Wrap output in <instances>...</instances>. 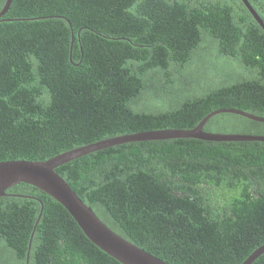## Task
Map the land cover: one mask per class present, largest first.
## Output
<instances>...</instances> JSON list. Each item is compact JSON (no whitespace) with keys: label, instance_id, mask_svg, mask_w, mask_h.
Returning a JSON list of instances; mask_svg holds the SVG:
<instances>
[{"label":"trees","instance_id":"trees-1","mask_svg":"<svg viewBox=\"0 0 264 264\" xmlns=\"http://www.w3.org/2000/svg\"><path fill=\"white\" fill-rule=\"evenodd\" d=\"M249 2L264 21V0ZM228 108L264 116V30L242 0H13L0 17V161L191 129ZM204 130L264 135V122L221 112ZM56 171L169 264H242L264 244V141H131ZM0 264L122 263L21 182L0 196Z\"/></svg>","mask_w":264,"mask_h":264},{"label":"water","instance_id":"water-1","mask_svg":"<svg viewBox=\"0 0 264 264\" xmlns=\"http://www.w3.org/2000/svg\"><path fill=\"white\" fill-rule=\"evenodd\" d=\"M242 1L264 30V21L252 7L249 0ZM12 2L13 0H6L3 9L0 11V17L8 11ZM221 112H232L264 122V116L254 115L240 109H218L209 113L197 126L191 129H158L125 134L74 148L47 160L17 159L0 161V196L5 195L6 189L21 182L36 186L62 204L75 219L85 235L95 245L100 247L120 263L169 264L163 259L125 239L107 226L98 217L93 208L88 206L77 195L67 181L56 171V168L87 153L131 141L164 140L174 138H196L208 141H264V135L238 133L224 134L205 131L204 126L206 122L212 116ZM40 216L38 220L40 219ZM34 232L35 230L32 233V238ZM263 253L264 244L257 248L242 264H252Z\"/></svg>","mask_w":264,"mask_h":264}]
</instances>
